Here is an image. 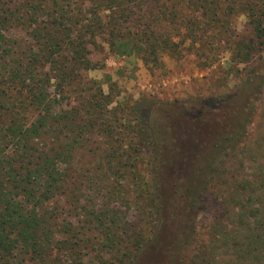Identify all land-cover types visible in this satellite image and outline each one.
<instances>
[{
    "label": "trees",
    "instance_id": "obj_1",
    "mask_svg": "<svg viewBox=\"0 0 264 264\" xmlns=\"http://www.w3.org/2000/svg\"><path fill=\"white\" fill-rule=\"evenodd\" d=\"M100 44L151 71L229 53L225 77L246 74L225 94L123 105L86 78ZM263 94L264 0H0V264H264V241L238 233L264 224V132L249 134Z\"/></svg>",
    "mask_w": 264,
    "mask_h": 264
},
{
    "label": "rangeland",
    "instance_id": "obj_2",
    "mask_svg": "<svg viewBox=\"0 0 264 264\" xmlns=\"http://www.w3.org/2000/svg\"><path fill=\"white\" fill-rule=\"evenodd\" d=\"M236 21L237 30L242 32L246 22L245 17L240 16ZM17 36L21 38L22 43L26 46L32 44V40L25 32L19 33ZM91 57L102 66V69L85 72L86 78L100 81L105 92H109L110 86H113L114 100L123 105L134 103L144 94H152L169 101L198 99L206 98L210 95L225 94L240 87L246 74L245 66L241 65L240 70L243 72L241 77H225L228 72L225 60L227 58L229 60V53L218 54L217 61L211 65H207L205 61H201L194 55L187 53L182 60L178 61L165 56L164 68L153 71L146 68L140 57L116 56L111 52L108 45L104 44H100L96 49L92 48ZM220 60L223 61L222 64L218 63ZM256 103L257 113L259 114L264 110V94ZM262 122L263 119L260 115H257L254 122L250 125L249 134L251 137H256L255 134L264 132ZM97 139L100 146L102 145L101 147L104 148L101 138ZM93 146L95 147L94 144L91 145V147ZM86 159L93 160L90 155H87ZM225 206L226 204L219 200L215 203H208L203 209L199 222V231L204 234V240L209 238L205 232L207 227L213 224V220L215 218L225 219ZM222 224L228 227V221L222 222ZM238 233L240 235L248 234L252 239L261 238L264 241V224L258 220L244 217ZM232 251L229 255L234 256ZM223 253V251H219L217 257L221 262Z\"/></svg>",
    "mask_w": 264,
    "mask_h": 264
}]
</instances>
